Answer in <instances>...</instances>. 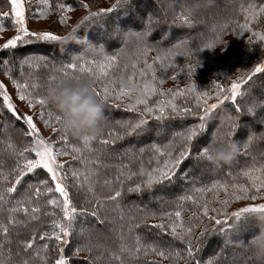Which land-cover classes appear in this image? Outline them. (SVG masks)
Listing matches in <instances>:
<instances>
[{
    "label": "snow or ice",
    "instance_id": "obj_1",
    "mask_svg": "<svg viewBox=\"0 0 264 264\" xmlns=\"http://www.w3.org/2000/svg\"><path fill=\"white\" fill-rule=\"evenodd\" d=\"M38 3L43 6L36 9L40 17L48 15L55 9L60 13L59 23L62 25L69 19L67 13L73 11L71 2H59L54 5L52 0H38ZM7 4L9 10L0 11V31L4 30V22L10 21L17 35L0 45V51L9 52L7 59L0 57V64L3 65L6 75L11 76L12 72L11 53L21 45L33 42L64 44L75 36L82 43L85 53H91V57L76 55L69 62L61 63L59 67L53 65L52 73L43 83H40L32 73L25 74L23 68L25 65L29 68H39L42 62L47 67L45 58L32 56L20 61L21 79H13L12 83L17 89L18 98L26 101L29 108L39 105L36 115L44 122L45 127L52 129L53 136L50 138L41 135L32 115H25L18 110L5 84L0 82V98H2L0 103L16 121L24 123L22 136L30 141V145L26 143L17 145L11 142L9 137V142L4 149L12 158L13 164L8 170L0 171V213L7 212V216L0 220V264H76L82 252L88 254L82 264H135L142 257L149 255L171 260L173 264L181 259H184L186 264H200V260L197 259L201 251L200 240L207 233L218 231L224 235H231L239 231L237 225L243 224L251 232L249 239L256 234L253 230V218L257 213H264V203H251L231 213L227 211V208L233 200H264V162L257 161V158L253 156L252 163L242 172L236 175H233L231 171L227 173L231 181L214 179L210 184L202 183L194 176L190 178V169L180 176H177V171L187 159L206 160L214 165L213 172L218 170L221 165L214 160L210 151L212 143L223 140L233 141L245 149L244 155H250L248 150L252 144L257 140H264V132L257 136L250 127L246 140L233 139L238 129L246 127L240 122L241 116L256 117L258 111L264 110V99L254 97L250 104L245 105L238 100L250 93L249 82L253 81L257 73H264V63H258L250 74L238 77L231 83L230 88L225 89L217 84L215 97L207 91H197L195 82L184 89H164L161 87L164 79L158 78L157 72H167L173 68L177 56L187 58L193 55L191 49L186 48L181 51L180 45L162 49L158 44L148 43L147 38L153 28L161 23H167L166 19L149 16L142 21L144 23L142 31H124L117 26L113 33L106 34V38L109 39L119 38L125 47L130 41L135 40L136 49L133 60L130 64L123 66L120 63L123 49L108 54L101 43L105 37L81 38L78 35V29L86 22L95 24L109 14L119 10L126 11L132 6L131 0H115L110 7L89 11L67 35H56L52 31H30L25 15V0H7ZM79 6L85 9L90 7L84 3V0H79ZM202 7L200 0H193L192 3L185 0L180 12L173 16L171 23L178 27H192L194 23H202L203 21L195 19L199 15L198 10ZM233 12V18L215 26L213 32L219 30L223 33L227 28L234 26L241 34L251 33L248 36L249 44L254 39L264 44V31L253 30L264 26V0H258V2L245 0V3L239 4ZM241 19L243 23L240 22ZM219 43L223 41L219 39V36L214 35L213 40L205 43L202 48L197 47L196 53L203 49H215ZM152 51H156L155 57H150L149 54ZM199 64L200 61L197 60L195 64L187 65L186 75L189 78L194 77ZM121 68L122 71L118 75L117 70ZM81 76L91 77L95 81V95L104 103L105 109L124 108L127 112L135 113L137 118L116 121L122 131L109 129L98 136L85 135L79 138L81 145L77 146L70 143L71 136L61 126L62 116L45 103L44 92L41 93L40 89L45 90L50 87L58 77L79 79ZM171 78L175 80L176 76ZM245 85L249 86L248 90L242 91V86ZM189 95L195 99L196 108L203 110L202 114H199L200 123L193 124L184 131L173 132L171 139L165 144L153 142L139 148L138 155L132 154V150L128 149L127 151L131 154L130 163L118 165L116 175L112 179L105 178L102 181L104 190L98 192L97 184H100V180L96 165L101 164L104 151L126 137L140 136L151 131L150 119L161 124L175 117L197 115V111L187 106L181 107L177 103L178 98H183L187 102ZM213 98L217 102L209 103V100ZM226 101L231 102L236 115L226 117V124L221 126L224 131L217 129L211 143L206 141L201 143L207 120L213 110ZM257 122L264 124V115H261ZM162 131L161 128L156 134L160 135ZM56 137H59L58 143L53 142ZM94 144L99 147H95ZM194 146L197 148L195 154L192 151ZM146 152L149 156L145 161ZM68 155H71L72 161L78 163L80 167L60 162V156ZM132 161H139L138 170L131 168ZM241 176L247 183L238 182ZM177 179L188 181L189 186L183 190V194L176 197V201L173 202L174 209L156 211L136 208L135 212L140 213L139 217L129 209L127 233L121 231L120 242L115 249L94 241L88 230L82 227L77 230V221L80 217L91 216L97 218L98 222L104 223L100 219V210L108 204L116 206L123 220L125 216L124 210L120 207V201L126 192L142 193L155 186L167 187L174 184ZM128 183L132 186L126 187ZM82 191L86 193L83 205L76 203ZM221 191L225 194L224 199H220ZM13 194H17L18 198ZM186 203H191L196 209L187 221L183 217L184 212L187 211ZM213 203H218L219 207H212ZM93 204L94 207L91 208L84 206ZM210 212L216 215H209ZM19 214H22L26 220L17 219ZM42 216L50 218L47 230L33 229L29 236L13 239L15 228L26 227L27 223L31 222L38 223ZM218 216L222 218H217ZM204 217L219 227L210 228L205 224L204 231L197 238L195 231L203 223ZM150 218H158L159 222L148 225L147 221ZM142 227L156 230L157 236L168 233L173 240L185 245L183 251H186V256L182 255L180 249L171 247L162 249L156 242L145 243L141 235L137 233V230ZM13 244L18 250L13 249ZM216 260L217 258L209 259L206 264H216ZM153 264H159V262L154 261Z\"/></svg>",
    "mask_w": 264,
    "mask_h": 264
},
{
    "label": "trees",
    "instance_id": "obj_2",
    "mask_svg": "<svg viewBox=\"0 0 264 264\" xmlns=\"http://www.w3.org/2000/svg\"><path fill=\"white\" fill-rule=\"evenodd\" d=\"M135 1L136 0H131L132 6L129 7L126 11L125 10H119L115 13L109 14L108 17L104 18L103 20H101L95 24L86 22L84 25H82L78 29L79 37H81V38H87L89 36L94 37V38L105 37V39L101 40V43H103L106 52L108 54H112L119 49H123V51L121 52V56H120L121 66H123L124 64H130L133 60V53L135 52V49H136L135 40L130 41L128 43L127 47L122 45L121 48L116 49L115 47H116V45H118L117 39L116 38H111V39L106 38V34L113 33V30H114L113 27H115V26H120V27L122 26V27L127 28L128 31H133V32L143 30L142 21L146 20L151 15L150 14L145 15V12H144L143 14H140V15H142L141 16L142 19H141L140 16H138V13L142 12L141 7L139 10V6L137 5V3H135ZM143 1L147 4L149 3V0H143ZM203 1L204 0H200V3H202ZM219 1L220 0H214V2L212 3L213 6H219V4H220ZM59 2L68 3L70 1L69 0H52V3L54 5L56 3H59ZM188 2L192 3L193 0H188ZM249 2H251V0H249ZM257 2H258V0H257ZM241 3H245V0L228 1L227 5H224L225 9H224V12L221 13V17L219 18L220 20H217V21L213 20V19L212 20H210V19L204 20V22L206 24H209V25H206V26H209L207 29L199 27L196 30H193L195 28V27H193L194 25L192 27H188V26L178 27V26L171 24L169 22L163 23L161 26H159V25L155 26L153 28L154 32L152 31V33L147 38L149 44H151V45H157L158 44L159 47L162 49H170V48H173L174 45H180L181 51H183L187 48V49H191V51L193 52V55L191 57L185 58L183 56H177L175 59V62H174L175 66L173 68L169 69L167 72L158 71L157 72L158 78H164L165 75H170V76L177 75V73L178 74L184 73V75H186V72H187L186 64L192 63V58L194 60H196V59H200L199 57H202L201 59H203L204 56L205 57L211 56L210 53L214 49H203L198 54L196 53V49H197V47L202 48L205 43L213 40L214 35L219 36V39L223 42H224L225 38L230 37V36H236L237 34L240 36H244L248 40V36L251 35V33L241 34L240 32H238L236 30V28L234 26L227 28L223 33H220L219 30H217L215 33L213 32V28L215 26L224 23L225 20H231L233 18V16H234L233 10ZM224 4H226V3H224ZM140 5H142V4H140ZM33 7L35 8L33 10V12L35 14L37 7H43V6L36 4V5H33ZM8 10H9V6L7 4V0H0V11H8ZM169 10H170V12H172L171 9H169ZM155 14H156V16L152 15V16H154V18H158L160 16L159 17L160 19H163V17H165L166 20L169 21V17L168 16L167 17L161 16V13L158 12L157 9H156ZM59 16H60V13L57 12L55 9H53L45 17H46V19H50V20L51 19H58L59 20ZM209 21H211L212 24L209 23ZM240 22L243 23V20L241 19ZM13 28L14 27L11 26L10 21H5L4 22V30L0 31V34L4 31L12 30ZM191 29L193 31H195V34L190 39H186V36H185V37H182V39L178 38V40L175 43L174 42L169 43L170 41L177 38L179 35H183V34L187 33L188 31H191ZM163 30L167 31L168 37H167L166 41L159 42L156 37ZM253 30L254 31H264V26L256 27ZM181 42H186V43H181ZM247 42H248V46H250V48H249L250 52L248 53L250 56L252 55V57H256V55H255L256 54V48H258L259 51H264V49H263L264 47L261 46L264 44L257 42L256 39H254L251 44H249V41H247ZM222 44L223 43H219V44H217L216 47H218L219 45H222ZM254 47H256V48H254ZM203 54H204V56H202ZM11 55H12V57L15 55L13 57V63L11 64L12 72H11V76H9V75H6V76L12 77V79H21L20 61L23 60L25 57L38 56L41 58H45L46 63H47V67H45L44 63L42 62L41 66L39 68H29L27 65H25L23 68V72L25 74L32 73L35 77L38 78V81L40 83H43L47 79V77L52 73L53 65H55L56 67H59L61 65V63L69 62L70 59L76 55H87L89 58L91 57V53L86 54L84 51L82 43L78 42V41H68V42H65L64 44H60L59 42H33L31 44H28V45H21L20 47H18V49H16L14 52H12ZM149 55H150V57H155L157 55V53H156V51H152ZM2 56L5 59H7L9 56V52H2ZM56 57H60V59H57ZM149 62L151 63V60H149ZM120 71H122V68L120 70H117L118 75H119ZM129 71H130V69H129ZM2 72L4 74L5 69L0 71V73H2ZM186 77L188 78L187 75H186ZM186 77L184 76V78H186ZM263 78H264V73H257L253 77V81L249 82V85L251 88L250 92H252V91H255V93L259 92L258 89H256V86H257L258 82L263 81ZM248 87L249 86H246V85L242 86V91H247ZM40 91H41V93H43L44 89L42 88V89H40ZM248 95H245L242 99L238 98L239 102L242 105L244 103L250 104V99L247 98ZM0 100H2V98H0ZM26 104H27V102L24 101L23 105L26 106L27 109H29L28 105H26ZM189 105L193 106L194 108L196 107V104L193 101H190ZM35 108L39 109V105H37ZM121 110H122V108H120V109H116V108L105 109L106 123H105V128H104L103 133H106L109 129L116 130V131H122V129L119 128V125L116 123V121L135 120L137 118L135 113H130L127 111L124 112ZM0 114L2 116L4 114L6 115V118L4 120L0 121V141L3 143L2 148L0 147V162H2V163H0V171H6L9 168H11V166L13 164L12 158L4 150L6 147V144L9 142V137H11V142H13L17 145H20L22 143L28 144V143H30V141L22 136V132L24 129V123L22 121H19V122L16 121L12 117L11 113H9L6 110L5 106L2 103H0ZM228 115H233V116L236 115V113L234 111V107L231 104V102H227V105L219 107L218 109H216L211 114L210 118L207 120V126H206L205 130H207V128H208V123L209 124L211 123L214 126V130H213L214 134L217 132V129H220L221 132L224 131V128H222L221 126L226 123V117ZM196 116L197 115H195L194 118H190L187 116L179 117V118H172L170 120L164 121L161 124H158L157 122H155L153 120H150L149 126L152 127V129H153L158 125L172 124L177 129L176 131H184L186 128L191 127L193 124H199L200 123L199 118H197ZM214 116L217 119L213 118ZM242 119L244 120V115L240 117V122L242 121ZM249 120H251V121H249L250 122L249 125L255 126V124H253L255 122L252 121L251 118H249ZM10 127H12V128H10ZM4 129L6 131L8 130V141L6 139H4ZM238 130H241V128ZM147 133L149 135L152 134L150 131ZM147 135H145V136H147ZM145 136L143 134H141L140 136H136L135 139H139V138L142 139V138H145ZM134 137L135 136L126 137L125 139L118 141L111 148L104 151L103 155L101 156V164L96 165L97 170L99 172V180H100V184H97V191L98 192L104 190L102 188V181L105 178L112 179L116 175L118 165H120L121 163H123V164H129L130 163L131 156L130 155L129 156L123 155V153H124L123 147L129 141H133ZM170 139H171V136L169 137L167 133H165V134L162 133L159 138H157L155 141L154 140L151 141V143L156 142V143H160V144H165ZM54 142L58 143L59 137H56V140H54ZM70 143L75 144L77 146L81 145V141L79 140V138H75V137L70 138ZM94 146L99 147V145H96V144H94ZM251 147H252V149L254 148V150L258 151L257 154L260 153L262 155L261 157H256L259 159V162H264V160H263L264 155L262 154V153H264V141L263 140L255 141ZM192 151L194 154L197 152L196 146L193 147ZM243 154L244 153L239 152L235 159H238V160L242 159ZM257 154H255V155H257ZM148 156H149V153L146 152L144 155L145 161L148 159ZM67 157L69 158V161L66 163V165L72 164L74 167H80V165L78 163H74L72 161L71 155H68ZM191 161H192V159L191 160L187 159L183 162V165L184 166L185 165L190 166L193 162V161L192 162ZM195 162H200V161H195ZM201 162H203V161H201ZM130 166L133 170H138L139 161H132ZM211 166H212L211 168L213 170V165H211ZM228 167H230V166H228ZM228 170H233V168H229ZM240 172H242V170L238 171V173H240ZM207 174H208V172L206 171V175H203L202 177L199 176L198 180L200 182H203L204 180H206L207 182H205V183H208V184H210L211 181H213L214 179L226 180V178L222 177V173L220 174L218 171H216V173H214L216 175L215 177L212 175L208 176ZM220 177H222V178H220ZM230 181H231V178H230ZM175 182L177 184L174 183L172 185H169L168 187L172 188L171 192H175V191L178 192L180 190L179 194H177V195L174 194L175 197H177V196L183 194V190L186 187H188L189 185H188V182L185 183V181H183L181 183L180 181H178V179ZM242 182H244V180ZM128 186H132V185L130 183H128V184H126V187H128ZM197 186H199V184ZM182 187H183V189H180ZM160 188H162V187L161 186H155L153 189L145 190L142 193H136V192L128 193V192H126L124 198L120 201V207L124 210V216H125V218L123 220H121L120 212L116 209V206L112 205V204L105 205L103 208H101L100 214H102L103 216H107V217L111 218L112 224L114 223V224H118L121 226L119 231H117L118 236L120 235L122 230L126 234L127 233V223H128L127 215H128L129 209H131L132 212H134L138 217L140 216V213L135 212L136 208H148V209L155 210L154 207H157L155 205H153V206L148 205L147 207H144V206H141L140 204H138L139 203L138 198L140 196H143L141 198L147 202L148 199H147V197L144 196V194H147V195L154 194L155 195V193H156L157 197H158V195L160 193ZM13 195L17 196V194H13ZM171 197H174V196H171ZM17 198H18V196H17ZM85 198H86V193L82 191L79 194V196L77 197L76 203L83 205ZM209 198H211L210 195H209ZM174 201H176V198H172L169 202V205L174 207V203H173ZM41 204H43V201H41ZM216 204L217 203H214V205H216ZM9 206H5V207H9ZM84 206L90 207L91 205H84ZM185 208L187 209V211L184 212L183 217H186L187 214L191 215L193 213V211H196V209L191 205V203H186ZM5 216H7V212L0 213V220L4 219ZM17 219L26 220V218L22 214H19L17 216ZM156 222L157 221L154 222V219L152 221L148 220L147 224L152 225ZM49 223H50V218L42 216L41 221L38 223L37 222L27 223L26 227L18 226L17 228H15L13 230V239L15 240L17 238L27 237L30 235V233L32 232L33 229H38L41 231L47 230ZM230 223H232V222H230ZM102 226H103V224L98 222L97 218H94L91 216L80 217V218H78V221H77V230H79L81 227L84 229H88V230H95L94 235H95V237H97L98 240L102 239L101 238L102 235L106 239V241H104V240L100 241V242H102L101 244L105 245L108 248L113 249V245H110L111 243L109 242V240H107L108 237H110V235H109L110 233H108L107 230H102V229L106 228V226L105 227H102ZM237 227H238L239 231L237 233L233 234V238L235 240L238 239L240 241L241 240L247 241L249 239V236L251 235V232L249 231V229L243 224L237 225ZM226 228H227V226H226ZM253 230L255 232L258 231L257 227L254 224V221H253ZM137 233L139 235H141V237L143 238L145 243L156 242L159 244V246L162 249L163 248H169V247L174 248L173 243H174V245H177V242L175 240H173L169 234L161 233L160 236H157L156 230L150 229L148 227H142L141 229H138ZM114 234H116V231ZM223 235L224 234H221L218 232L217 236H216L217 239H215L214 241L220 242L223 239ZM168 240H170L171 243H167V242H169ZM112 242H114V239H112ZM118 244H119V242H117V244H115V245H118ZM12 247H13V249L18 250V249H16L15 244H13ZM221 253L222 252H219L218 254L221 255ZM86 255H88V254H85V256ZM155 257L156 256H153V255H149L148 257H142L139 261L135 262V264H153L154 261H158L159 264H164L162 261L160 262ZM233 257L236 258V261H235V263H231V264H250V263L254 264L253 258L247 249L245 250V252H242V253L239 252L238 254H235ZM86 258H87V256H86ZM85 259H79V260L77 259L76 264H82V262ZM165 264H167V263H165Z\"/></svg>",
    "mask_w": 264,
    "mask_h": 264
},
{
    "label": "rangeland",
    "instance_id": "obj_3",
    "mask_svg": "<svg viewBox=\"0 0 264 264\" xmlns=\"http://www.w3.org/2000/svg\"><path fill=\"white\" fill-rule=\"evenodd\" d=\"M72 4H73V11L67 13L69 19L67 21L66 24H60L58 19H46V17H40L39 13H35L33 12V10L35 9L33 7V5L39 4L38 0H25V8H26V20H27V24L29 27L30 31H52L54 34L56 35H67V33L69 31H71L72 27H75L82 19L85 15H87L89 13V11H98L100 8H107L110 7L112 4L115 3V0H84V3H87L90 7L88 9L83 8L82 6H79V0H69ZM185 0H149V3H145L143 0H136L135 3H137V5L139 6V10L141 7V13H138V16H141L140 14H143L145 12V15L150 14L155 15L156 16V9L158 10V12L161 13V16H168L169 17V23H171L172 18L175 14H178L181 10V5L184 4ZM228 1L231 0H220V4L219 6H213V4L211 6H204V1L201 3L203 5L202 8H200L198 10L199 15L197 17H195L196 20H200L203 21L202 23H194L195 27L193 30H196L197 28L201 27L204 29H207L209 26V24H206L204 22V20H220L219 18L221 17V13L224 12V5H227ZM143 2V3H142ZM226 3V4H224ZM142 4V5H140ZM213 6V7H212ZM145 11H144V10ZM172 10V12H170V10ZM138 10V9H137ZM138 10V11H139ZM211 11V12H210ZM202 12V13H201ZM154 17V16H153ZM160 17V16H159ZM158 17V18H159ZM142 19V18H141ZM163 19H166L165 17H163ZM209 23H211V21H209ZM163 23L159 24V26H161ZM172 24V23H171ZM212 24V23H211ZM199 25V26H198ZM198 26V27H197ZM117 26L113 27L116 28ZM119 28L123 29L124 31H128L127 28L125 27H120ZM142 28H144V23L142 22ZM191 29V31H188L187 33L183 34V35H179L177 38H175L174 40L170 41L169 43H175L178 38L182 39V37L186 36V39H190L194 34L195 31H193ZM154 32V30H153ZM152 33V32H151ZM15 35H17L16 29L13 28L12 30H7L4 31L0 34V45L5 44L9 39L13 38ZM168 37V33L166 30L161 31V33H159V35H157V40L159 42H164L167 40ZM117 39V44L116 45V49L117 48H121L122 45H124L121 40L119 38ZM247 38H245L244 36H240V35H236V36H230L225 38L224 42L222 45H219L218 47H216L211 53V56H204V54L202 56L203 59H201L202 57H199L200 59H196L194 60L192 58V64H195L197 60L200 61V64L197 66V70L196 73L194 75V77L192 78H187L186 75H184V73H177V75H172V76H176V79L173 80L170 75H165L164 76V84L161 86L164 89H169V88H180V89H184L186 86H188L190 83L195 82L197 85V91H207L209 93H211L213 95V97H215V92H216V85L219 84L221 87L227 89L230 88L231 83L236 80L238 77L240 76H244L245 74H250L253 70V68L258 64V63H264V51H259L258 48H256V57H252V55L250 56L248 53L250 52V46H248V42H247ZM257 42H259L257 40ZM262 47H264V45H261ZM84 48V47H83ZM264 49V48H263ZM2 52L0 51V57L4 58L2 56ZM15 56V55H14ZM13 56V57H14ZM57 59H60V57H56ZM208 58V59H207ZM5 59V58H4ZM205 60V61H204ZM188 63L186 64V68H187ZM4 70V67L2 64H0V71ZM184 76L186 78H184ZM12 77H8L6 76L5 72L3 74L0 73V82H3L8 90L9 95L12 96L13 98V103L17 106L18 110L25 114V115H32L34 117V123H36L37 127L40 129L41 135H43L45 138H50L53 136V131L51 128L45 127L44 122L36 115V113L39 111V109L36 108H29L27 109L26 106L23 105L24 101H21L18 98L17 95V89L15 88V86L12 83ZM256 89H258L259 92L252 91L250 92V94L247 96L248 99L251 100L255 97V98H260V99H264V78L263 81L258 82ZM193 101L196 104L195 99L193 98L192 95H189L187 98V102H185V100L183 98H178L177 99V103L178 105H180L181 107L183 106H187L189 108H193L194 111H197V118H199V114H202V109H197L196 107L194 108L193 106L189 105V102ZM216 99L213 98L211 100H209V103H216ZM227 102L230 101H226L223 105L221 106H225L227 105ZM247 103H244L243 105H245ZM27 105V104H26ZM218 107V108H219ZM217 108V109H218ZM216 110V109H215ZM213 110V112L215 111ZM121 111H126L124 108H122ZM212 112V113H213ZM261 115H264V110H260L258 111V114L256 117H252V116H248V115H244V120L242 119L241 123L243 125H245L246 127H242L241 130H238L233 139L236 141H242V140H246L247 139V135L248 133V128L251 126L249 125L251 120H249V118L252 119V121H254L255 126H251V131H254L257 136H259L260 133L264 132V124L257 122L259 117ZM216 116V115H215ZM215 116L213 118H215ZM187 117L190 118H194L193 115H187ZM6 118V115L4 114L3 116L0 114V121L4 120ZM112 118V117H111ZM175 118H179V117H175ZM217 119V118H215ZM151 120V119H150ZM226 124V123H225ZM12 128V127H10ZM151 128V135H149L147 132L143 133V135H147L145 136V138H139V139H135L136 136L133 138V141H129L128 143H126L123 147L124 153L123 155L125 156H131V154L127 151L128 149L132 150V154H138V149L141 147H145L146 145L150 144L151 141H155L157 138L160 137V135L163 133H167L168 136H172V133L175 132L177 129L172 125V124H166V125H158L155 128L152 129ZM163 129V131L161 132L160 135H157V131L160 129ZM214 126L213 124H209L208 123V128L207 130H204V134L202 136V140L201 143L203 142H208L211 143L213 135H214ZM4 139H6L8 141V130L6 131L4 129ZM5 140V141H6ZM257 141H261V140H257ZM264 141V140H263ZM54 142V141H53ZM56 143V142H54ZM2 142L0 141V147L2 148ZM30 145V143H28ZM239 152L240 153H244L245 149L243 147H239ZM254 148L252 149V147H250V149L248 150L250 152V155H244L243 154V158L242 159H234L230 164H224L221 165V167L216 170L218 171L220 174L222 173V177L226 178V180L230 181L231 177L227 176V173L229 171L232 172L233 175H236L238 173V171L240 170H244L246 165H249L250 163H252V157L257 154L258 151L254 150ZM256 152V153H255ZM253 154V155H252ZM264 155V153H262ZM262 155L260 153H258L257 155H255V157H261ZM60 162L62 163H67L69 161V158L67 156H60L59 157ZM191 160V159H189ZM264 160V159H263ZM193 161V162H192ZM192 164L190 166H184L183 163L180 166L179 171L177 172V176H180L183 172L188 171L189 169L190 171V178L191 177H196L199 178L202 177L203 175H206V171L208 172V176L212 175V176H216L212 170V163L206 161V160H202L203 162H195V160L192 159ZM257 161H259V159L257 158ZM245 162V163H244ZM210 166V167H209ZM230 166V167H228ZM214 167V165H213ZM226 167V168H225ZM229 168H233V170H228ZM236 168V169H235ZM220 177V178H222ZM244 180V182H242ZM181 183L183 182V180H179ZM188 181H185V183H187ZM207 182L206 180H204L202 183ZM238 182L241 183H247L246 179L243 178L241 176L240 180ZM176 183V182H175ZM177 184V183H176ZM180 184V183H179ZM169 186V185H168ZM162 187L160 188V193L157 197V194L155 193L152 195H147L144 194L145 197H147V202L142 199L140 196L138 198L139 203L141 206L147 207L148 205H155L157 207H154V209L156 211L159 210H164V211H172L174 209L173 206L169 205V202L172 198H176L174 194H179L180 190L178 192H171L172 188L171 187ZM180 189H183L180 188ZM174 196V197H171ZM225 198V194L221 191L220 193V199H224ZM251 203H264V200H257V201H251V200H244V201H236L233 200L231 202V204L228 206L227 211L229 213L233 212V211H237L239 210L240 207L243 206H247L248 204ZM94 207V205H91L89 208ZM212 207H219V204L217 203L216 205H212ZM152 210V209H151ZM192 215V214H191ZM191 215L187 214L186 217H184L185 221H187L189 219V217H191ZM209 215H216V213H209ZM217 218H222V216H218ZM100 219H102L104 221L103 226L105 227V229L102 230H107L108 233H110V237H108L107 240H109V242L111 243L110 245H113V249H115L118 245L117 242L119 241V236L117 234V231H119L120 229V225L118 224H112V219L107 217V216H103L102 214H100ZM149 220H153V219H149ZM157 221L159 222V219H154V222ZM156 222V223H157ZM231 221H229L230 223ZM207 224L209 225L210 228H218L219 226L214 225L213 222H210L208 220L207 217L203 218V223L201 224V226L199 228L196 229L195 231V237L199 238L200 237V233L202 231H204V225ZM227 225H225L226 227ZM88 230V229H86ZM94 231L95 230H88L89 233H91L93 239L97 242H99L100 244L102 242V240L106 241L105 237L102 235L100 240L97 239V237H95L94 235ZM116 231V234H114ZM93 232V233H92ZM218 231H213V232H209L207 233L201 240H200V248L201 251L198 253L197 259L200 260V264H206V262L209 259H213V258H217L216 260V264H231V263H235L236 258H234L233 256L235 254H238L239 252H245L246 250V242L248 241H243V240H238V239H234L233 238V234L231 235H223V239L220 242H216L214 241L217 236ZM112 234V235H111ZM168 234V233H167ZM112 239H114V242H112ZM169 242L167 243H171L170 240H168ZM173 241V240H172ZM177 245L173 246L176 249H180L182 250V255L186 256V251H183L185 249V245L182 244L179 241H176ZM193 243H196V240H193ZM222 252L221 255H219L218 253ZM87 253H81L79 259H85ZM157 258L160 262L162 261L164 264H173V261L171 260H165L163 258L160 257H155ZM78 259V260H79ZM176 264H186V261L184 259L178 260L176 261ZM251 264V263H250Z\"/></svg>",
    "mask_w": 264,
    "mask_h": 264
},
{
    "label": "clouds",
    "instance_id": "obj_4",
    "mask_svg": "<svg viewBox=\"0 0 264 264\" xmlns=\"http://www.w3.org/2000/svg\"><path fill=\"white\" fill-rule=\"evenodd\" d=\"M213 0H204V6H211ZM78 41L73 36L70 41ZM95 81L88 76L79 79L58 77L56 82L44 90L47 105L62 116V128L75 138L85 135H101L105 128V105L95 95ZM237 143L223 140L210 144L214 160L220 164H230L239 152ZM258 231L245 245L254 264H264V213L254 215Z\"/></svg>",
    "mask_w": 264,
    "mask_h": 264
}]
</instances>
